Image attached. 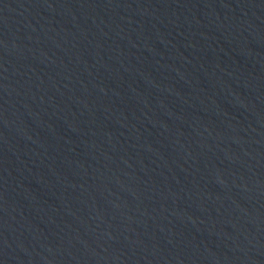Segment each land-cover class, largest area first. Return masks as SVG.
I'll use <instances>...</instances> for the list:
<instances>
[{
  "label": "water",
  "instance_id": "95a60500",
  "mask_svg": "<svg viewBox=\"0 0 264 264\" xmlns=\"http://www.w3.org/2000/svg\"><path fill=\"white\" fill-rule=\"evenodd\" d=\"M0 264H264V0H0Z\"/></svg>",
  "mask_w": 264,
  "mask_h": 264
}]
</instances>
